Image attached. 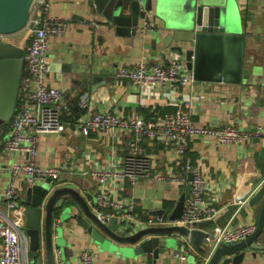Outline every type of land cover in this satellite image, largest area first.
<instances>
[{
    "label": "crops",
    "instance_id": "1",
    "mask_svg": "<svg viewBox=\"0 0 264 264\" xmlns=\"http://www.w3.org/2000/svg\"><path fill=\"white\" fill-rule=\"evenodd\" d=\"M51 1L52 12L57 18L67 22L68 27L66 32L53 35L50 39L47 76L49 86L59 88L63 93L70 88L68 77L71 76H67L63 69L66 66L81 68L92 61L103 67V74L110 82L98 88L94 94L90 87L82 93L71 94L67 99H64L63 94L65 131L39 138L37 163L42 167L61 169V183L65 186H77L91 204L98 191V183L92 172L120 164L127 156L134 136L113 133L104 136L93 131L80 134L78 125L85 119L86 112L78 120H73L76 117L71 113L70 105L75 100L82 94H89L93 104L91 115L117 110L123 116L141 115L147 120L157 115L158 111L166 115L180 109L191 110L192 120L199 126L235 125L242 132L252 133L240 145L215 146L212 140L201 137L190 144L192 163L209 184L205 198L214 204L218 213L224 210L218 221L206 230L215 226L228 225L236 228L248 224L257 225L261 205L250 208L246 206L256 190L264 185V0H235L239 23L245 35L244 67L248 70L240 94L227 87H215L211 83L196 81L176 92L159 85L137 88L130 80L117 78L120 68L134 67L140 61L168 64L172 58L179 57L184 69L192 73L187 69L180 52L164 49L160 54L155 53L151 48L155 28L145 37L120 36L108 23L97 21L95 24L89 21L87 0ZM176 13L177 10L169 11L167 16L173 17ZM39 14V7L31 8L30 17H37ZM18 37L26 50L32 39L31 29L26 28ZM162 43L163 37L157 39V46ZM18 104L17 101L14 115L19 109ZM12 119L11 117L3 129L0 143L11 137ZM257 130L263 131L259 137L254 135ZM140 145L151 156L152 175L140 180L135 186L125 182L120 192L123 197L134 199L135 213L144 218L154 217L150 213L157 209H165L170 213L186 187L173 183L168 178L183 174V158L158 142L143 141ZM25 162V154L3 155L0 148V213L6 214L7 211L4 193L11 181L9 169L16 163ZM84 172L87 174L84 175ZM28 185V177L21 173L16 180V187L22 199ZM113 188L115 187L112 186L110 191ZM239 200L245 203L239 204ZM233 205H238V209L229 211L228 208ZM71 225L69 223L68 226ZM73 225L77 237L73 234L70 236L74 245L69 247L65 257L66 264H81L80 253L85 249L93 252L94 264H136L101 251L100 246L84 234L81 228ZM255 244L261 246V249H244L242 252H246V255L241 264H264V234H261ZM186 250V262L177 257L182 251L179 247L162 253L161 257L166 254L168 257L157 264H195L189 257H197L196 253L188 244ZM41 257L35 263L46 264V259ZM29 262H32L30 255ZM137 264L143 263L140 260Z\"/></svg>",
    "mask_w": 264,
    "mask_h": 264
},
{
    "label": "water",
    "instance_id": "2",
    "mask_svg": "<svg viewBox=\"0 0 264 264\" xmlns=\"http://www.w3.org/2000/svg\"><path fill=\"white\" fill-rule=\"evenodd\" d=\"M33 1L0 0V137L14 116L20 83L26 72L25 50L18 36L27 28ZM87 5L90 22L108 23L120 36L145 37L141 26L144 21H150L152 30L155 28L151 44L155 53L160 54L164 49L180 52L196 82L227 87L240 94L248 70L244 67L245 35L235 0H87ZM174 10L178 13L167 16ZM160 37L163 43L157 46ZM94 62L81 68L66 66L63 69L67 76L71 75L68 77L70 88L63 92L64 99L89 87L94 94L110 82L103 74V67ZM2 145L0 143V148ZM192 179L189 174L188 180ZM190 189L189 182L170 213L157 209L150 215L164 221L181 218ZM22 202L26 220L24 233L32 263L42 256L46 264H56L55 253L59 250L66 264L69 247L74 245L70 236L77 237L73 224L99 245L101 251L136 264L140 260L143 264H157L168 257L166 254L162 258V253L179 247L184 250L186 244L197 255L189 257L195 264H241L246 255L242 252L244 249H261L255 243L264 231V185L256 190L246 206L261 205L255 232L244 240L223 243L214 250L205 242L206 228L216 223L224 210L193 230L180 225L132 230L118 226L115 220L104 222L77 186H65L51 178L28 185ZM238 207L233 205L228 210L236 211Z\"/></svg>",
    "mask_w": 264,
    "mask_h": 264
},
{
    "label": "built area",
    "instance_id": "3",
    "mask_svg": "<svg viewBox=\"0 0 264 264\" xmlns=\"http://www.w3.org/2000/svg\"><path fill=\"white\" fill-rule=\"evenodd\" d=\"M39 7L40 14L30 17L27 28L32 31L31 43L25 50L26 72L23 76L18 95L19 109L12 119V132L3 142V155L23 153L27 162L16 163L10 167V184L7 186L4 197L6 214L0 213V264H37L29 262L28 242L25 237V215L22 208V198L16 187L18 176L23 173L28 177L30 184L43 178H51L55 182L61 181L62 170L56 167H42L37 163L39 138L47 134H62L65 123L62 120L65 105L61 89L49 86V45L53 35L66 32L68 23L57 18L52 12L51 0H34L32 7ZM152 31V23L144 21L141 34L146 36ZM117 78L130 80L137 88L167 86L176 92L181 87L192 85L195 80L184 69L179 57L172 58L168 64L162 62L149 64L140 61L134 67L120 68ZM79 106L86 112V117L78 125L80 134L89 131L101 135L131 134L134 139L129 145L127 156L120 164L113 167L96 169L92 172L98 183V191L91 205L98 216L106 223L112 220L118 226L132 230H141L149 227L166 225L185 226L189 230L197 229L204 221L213 220L218 209L205 198L209 184L201 171L193 165L189 155L190 144L196 138L212 140L215 146L240 145L248 140L252 133L242 132L235 125L224 127L199 126L191 117V110L180 109L166 115L157 114L147 121L141 115L123 116L117 110L99 112L91 115L93 108L89 94H82ZM262 130L254 135L261 136ZM153 141L162 144L173 153L183 158V174L173 175L168 179L186 187L191 183L189 196L184 201L181 218L166 220L158 217L144 218L135 213V201L130 197H123L121 189L125 182L137 185L140 180L148 179L152 175L153 163L151 156L141 147V142ZM84 175L87 172L83 173ZM192 174V181L188 180ZM115 187L110 191L111 187ZM239 204H244L239 200ZM256 230L255 224H248L231 228L230 226H215L206 230L205 242L216 249L223 243L230 244L244 240ZM177 257L186 262L187 250L184 249ZM56 264H64L59 250L55 253ZM81 264H94V254L90 249L80 253Z\"/></svg>",
    "mask_w": 264,
    "mask_h": 264
},
{
    "label": "trees",
    "instance_id": "4",
    "mask_svg": "<svg viewBox=\"0 0 264 264\" xmlns=\"http://www.w3.org/2000/svg\"><path fill=\"white\" fill-rule=\"evenodd\" d=\"M69 106V105H68ZM70 109H71V113L76 117L75 119L73 120H78L83 114H84V110L80 108L79 106V99L78 100H75L71 105H70ZM157 114L159 115H162L159 111L156 112ZM156 116V115H155ZM155 116H153L150 120H152ZM144 117V116H143ZM145 118V117H144ZM146 119V118H145ZM62 120H63V116H62ZM65 120V118H64ZM63 120V122H64ZM147 120V119H146ZM150 120H147V121H150ZM65 123V122H64ZM59 182V181H58ZM22 202V200H21ZM23 203V202H22ZM264 234V231L263 233Z\"/></svg>",
    "mask_w": 264,
    "mask_h": 264
},
{
    "label": "rangeland",
    "instance_id": "5",
    "mask_svg": "<svg viewBox=\"0 0 264 264\" xmlns=\"http://www.w3.org/2000/svg\"><path fill=\"white\" fill-rule=\"evenodd\" d=\"M90 195H91L92 197L94 196V194H93L92 192L90 193Z\"/></svg>",
    "mask_w": 264,
    "mask_h": 264
}]
</instances>
